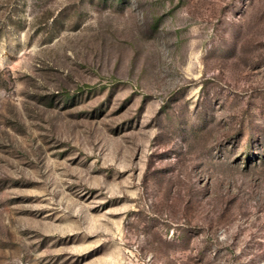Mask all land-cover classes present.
I'll list each match as a JSON object with an SVG mask.
<instances>
[{
    "label": "rangeland",
    "instance_id": "rangeland-1",
    "mask_svg": "<svg viewBox=\"0 0 264 264\" xmlns=\"http://www.w3.org/2000/svg\"><path fill=\"white\" fill-rule=\"evenodd\" d=\"M0 264H264V0H0Z\"/></svg>",
    "mask_w": 264,
    "mask_h": 264
}]
</instances>
